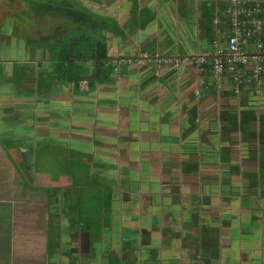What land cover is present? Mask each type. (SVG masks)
<instances>
[{
	"label": "crops",
	"instance_id": "0c3cea01",
	"mask_svg": "<svg viewBox=\"0 0 264 264\" xmlns=\"http://www.w3.org/2000/svg\"><path fill=\"white\" fill-rule=\"evenodd\" d=\"M23 1L0 0V264H264V70L250 57L235 82L192 61L225 48L229 0L83 1L115 21L113 79L95 82L87 57L59 77L73 22L43 0L13 17ZM39 155L85 167L83 212L74 174L38 182Z\"/></svg>",
	"mask_w": 264,
	"mask_h": 264
},
{
	"label": "trees",
	"instance_id": "16d2710c",
	"mask_svg": "<svg viewBox=\"0 0 264 264\" xmlns=\"http://www.w3.org/2000/svg\"><path fill=\"white\" fill-rule=\"evenodd\" d=\"M83 1L87 0H52L44 4L46 9L49 8L60 12L61 17L69 19L74 25L73 28H69L68 25L65 24L62 25L61 29L63 30L61 33L63 32V38H61L59 42L60 50L56 53H51L50 59L53 62V67L57 68L56 70L59 72V77L64 78L67 74V65L70 55L77 57H92L94 56V51H96L97 61L95 79L93 78L91 81H110L113 79L111 74L115 66L109 62L106 56L108 48L101 32L110 30V32L113 33L115 21L104 14L89 10L83 5ZM227 6L228 5L225 6V11ZM91 29L95 33L92 34ZM71 39H77V41H74L70 45L69 40ZM261 41L264 47V34L261 37ZM186 61H189V59ZM192 61H195V59H192ZM211 64L212 62L209 63L205 59L201 66L203 65V67L207 69L209 67L211 68ZM73 71L75 74H73ZM80 72L81 71L75 69L73 70V67H71L70 76L78 75ZM91 75H93V73ZM251 76L255 78L252 72Z\"/></svg>",
	"mask_w": 264,
	"mask_h": 264
},
{
	"label": "built area",
	"instance_id": "2783aa9c",
	"mask_svg": "<svg viewBox=\"0 0 264 264\" xmlns=\"http://www.w3.org/2000/svg\"><path fill=\"white\" fill-rule=\"evenodd\" d=\"M226 12L230 25V33L225 48L218 47L217 40H213V44L217 46L215 52L217 56L211 64V69L216 75L227 72L232 75L235 82H238L241 80L243 66L252 57L255 62L252 65L251 72L255 77H258L264 70V47L262 43L257 41V53L251 56L243 51L241 44H244L246 39L250 37L264 34V6L259 0H229ZM139 56L138 60L142 61L145 58H152L157 65L162 63L176 64L188 59L161 57L158 53L151 54L146 50H143ZM194 59L199 65L205 61L203 57H196ZM123 61L131 62L132 60L119 59L115 63L120 65ZM208 93L209 90L203 88L200 92L201 96H206ZM195 264H204V262L199 259Z\"/></svg>",
	"mask_w": 264,
	"mask_h": 264
},
{
	"label": "rangeland",
	"instance_id": "374dc122",
	"mask_svg": "<svg viewBox=\"0 0 264 264\" xmlns=\"http://www.w3.org/2000/svg\"><path fill=\"white\" fill-rule=\"evenodd\" d=\"M38 1H42V0H38ZM49 1H52V0H43L44 4H46ZM33 2H36V0H26V1H23V3H21L22 5L20 6H13L12 16L18 17L20 16V14L21 15L25 14L27 16L30 15L34 7ZM91 31H92V34L95 33L92 29ZM55 157L56 156L52 158L51 156H49L48 158L49 160L46 161L45 164H43L42 163L43 158L39 155V160H38L39 172L41 169H43L45 176L41 177L39 175L38 182L45 186H53L54 188H58L60 184L64 182L65 180H68V182H72L73 180L72 174H74L75 183L73 185H75V187L78 188L76 192L77 195L79 197L81 195V208L83 212V208L87 207V196H89V194L87 195V190L85 188L78 187V186L81 182H83V184L88 183V178H85L83 175L85 171V167H83L79 163L78 165H76L74 161L72 162V167H71L69 161H64L63 159H56ZM72 169L74 173H72ZM68 172L70 173V175L68 174ZM78 174H80L81 176Z\"/></svg>",
	"mask_w": 264,
	"mask_h": 264
},
{
	"label": "water",
	"instance_id": "95a60500",
	"mask_svg": "<svg viewBox=\"0 0 264 264\" xmlns=\"http://www.w3.org/2000/svg\"><path fill=\"white\" fill-rule=\"evenodd\" d=\"M71 43V42H70ZM204 55H198V56H193L194 58L196 57H202ZM88 58H91L93 61H94V74L92 75V77H95V71H96V61H97V58H96V51H94V56L90 57V56H87ZM75 58H83L82 56H72L70 55L69 59H68V75H70V70H71V63L75 60Z\"/></svg>",
	"mask_w": 264,
	"mask_h": 264
},
{
	"label": "flooded vegetation",
	"instance_id": "af4514ba",
	"mask_svg": "<svg viewBox=\"0 0 264 264\" xmlns=\"http://www.w3.org/2000/svg\"><path fill=\"white\" fill-rule=\"evenodd\" d=\"M108 59L110 60V58L108 57ZM119 60V59H118ZM116 61V60H115Z\"/></svg>",
	"mask_w": 264,
	"mask_h": 264
}]
</instances>
